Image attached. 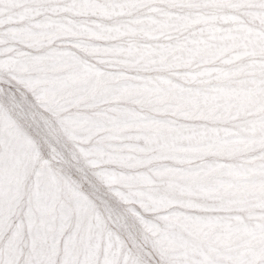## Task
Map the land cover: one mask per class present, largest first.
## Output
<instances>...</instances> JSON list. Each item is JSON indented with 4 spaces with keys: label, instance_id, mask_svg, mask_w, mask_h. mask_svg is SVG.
<instances>
[{
    "label": "snow or ice",
    "instance_id": "6c2138e0",
    "mask_svg": "<svg viewBox=\"0 0 264 264\" xmlns=\"http://www.w3.org/2000/svg\"><path fill=\"white\" fill-rule=\"evenodd\" d=\"M0 264H264V0H0Z\"/></svg>",
    "mask_w": 264,
    "mask_h": 264
},
{
    "label": "rangeland",
    "instance_id": "374dc122",
    "mask_svg": "<svg viewBox=\"0 0 264 264\" xmlns=\"http://www.w3.org/2000/svg\"><path fill=\"white\" fill-rule=\"evenodd\" d=\"M54 135H55V137H56V131L55 130H53V132H52ZM59 142L63 145V148H65V147H67V144H68V142L67 141H63V140H59Z\"/></svg>",
    "mask_w": 264,
    "mask_h": 264
},
{
    "label": "bare ground",
    "instance_id": "6f19581e",
    "mask_svg": "<svg viewBox=\"0 0 264 264\" xmlns=\"http://www.w3.org/2000/svg\"><path fill=\"white\" fill-rule=\"evenodd\" d=\"M53 135V138H56L55 135L53 133H51ZM58 143L61 145V148H63V145L58 141Z\"/></svg>",
    "mask_w": 264,
    "mask_h": 264
}]
</instances>
